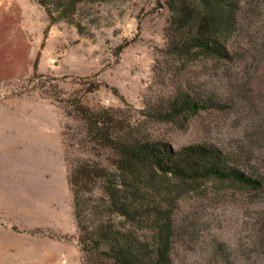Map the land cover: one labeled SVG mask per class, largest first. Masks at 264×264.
<instances>
[{
    "label": "rangeland",
    "instance_id": "obj_1",
    "mask_svg": "<svg viewBox=\"0 0 264 264\" xmlns=\"http://www.w3.org/2000/svg\"><path fill=\"white\" fill-rule=\"evenodd\" d=\"M252 2L246 59L192 68L222 101L153 131L175 148L240 152L264 172V0ZM170 21L167 0H88L52 26L38 0H0V264H84L70 176L84 162L111 164L68 112L81 103L137 116L163 87L155 73ZM254 196L208 180L179 197L175 264H264V193ZM86 198L83 217H105L100 186Z\"/></svg>",
    "mask_w": 264,
    "mask_h": 264
},
{
    "label": "trees",
    "instance_id": "obj_2",
    "mask_svg": "<svg viewBox=\"0 0 264 264\" xmlns=\"http://www.w3.org/2000/svg\"><path fill=\"white\" fill-rule=\"evenodd\" d=\"M87 1L38 3L52 26L73 21ZM252 1L167 0L171 21L155 74L159 85L169 84L170 89L151 92L146 107L135 117H123L120 108L94 110L81 103L68 112L83 121L92 144L108 153L111 164L106 168L84 162L70 176L84 264H175L174 216L179 197L208 180L256 197L264 193V172L250 169L242 153L200 144L175 148L153 131L160 123L182 126L217 97L222 101V93L198 85L193 77L198 71L192 68L208 70L209 63L221 68L246 59L244 19ZM97 185L105 217L85 219L81 208Z\"/></svg>",
    "mask_w": 264,
    "mask_h": 264
},
{
    "label": "bare ground",
    "instance_id": "obj_3",
    "mask_svg": "<svg viewBox=\"0 0 264 264\" xmlns=\"http://www.w3.org/2000/svg\"><path fill=\"white\" fill-rule=\"evenodd\" d=\"M1 160V159H0ZM2 161V160H1ZM21 161V160H20ZM16 162V161H15ZM19 162V161H18ZM21 162H23V161H21ZM19 164V163H18ZM8 167V166H7ZM12 168V167H11ZM14 168V167H13ZM21 168V167H20Z\"/></svg>",
    "mask_w": 264,
    "mask_h": 264
}]
</instances>
